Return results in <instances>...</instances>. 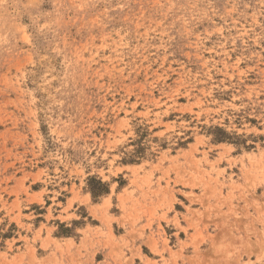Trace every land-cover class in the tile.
Wrapping results in <instances>:
<instances>
[{
    "label": "rangeland",
    "instance_id": "obj_1",
    "mask_svg": "<svg viewBox=\"0 0 264 264\" xmlns=\"http://www.w3.org/2000/svg\"><path fill=\"white\" fill-rule=\"evenodd\" d=\"M0 264H264V0H0Z\"/></svg>",
    "mask_w": 264,
    "mask_h": 264
}]
</instances>
